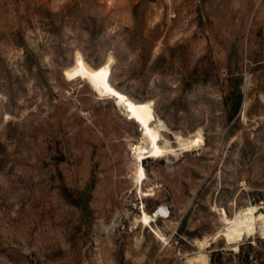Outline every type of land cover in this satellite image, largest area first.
I'll use <instances>...</instances> for the list:
<instances>
[{"label": "rangeland", "instance_id": "rangeland-1", "mask_svg": "<svg viewBox=\"0 0 264 264\" xmlns=\"http://www.w3.org/2000/svg\"><path fill=\"white\" fill-rule=\"evenodd\" d=\"M75 51L110 55L111 86L151 100L168 152L142 158L140 182L137 123L63 72ZM246 214L250 233L213 238ZM197 251L264 264V0H0V264H199Z\"/></svg>", "mask_w": 264, "mask_h": 264}, {"label": "bare ground", "instance_id": "bare-ground-1", "mask_svg": "<svg viewBox=\"0 0 264 264\" xmlns=\"http://www.w3.org/2000/svg\"><path fill=\"white\" fill-rule=\"evenodd\" d=\"M76 52L77 51H75L73 54L72 64L74 62V57H75ZM111 61H112V57L110 55H108L106 57L103 65L100 68L95 69V68L91 67L89 64H87L86 62H82V61L80 62V60L78 62L76 60L78 65H80V68H79V66H78V68L81 69L83 71V73L86 74V76L90 77L98 85V87L101 89V91L107 97H111L113 99V101L115 102V104H117L119 107H121V109L123 110V112L127 118L132 119L133 121H135L138 124L139 131L141 133V138H143V140L140 139V142L136 146H134L133 149L135 152L136 160L138 161L137 170H136V173H137L136 179L138 182H140L141 179L144 177V171H143V167L141 164L142 158L143 157H159V156L163 155L165 152H168L166 145H165V143L167 141L165 143L163 142L164 144L159 142V138H160L159 136L160 135L158 133V128L152 127V125L150 123L151 120H154V116H153L154 111H152L151 101L145 102V103L135 101V100L131 99L130 97H128L127 95L122 94L121 92H118L117 90H115L114 88L111 87V85L109 83L110 62ZM65 69H63V72ZM162 126L164 127V125H162ZM159 128H160V126H159ZM180 138H181V136H180ZM183 139H185V138H183ZM198 139H199L198 137L188 138L186 140H180L179 139L177 144L181 149H188L192 144L197 143ZM174 141H176V140H174ZM200 145H201V142H200ZM171 153H172V151H171ZM168 156H169V154H168ZM153 211L149 213V212L142 210L141 216L138 219V221L142 222L144 225L148 224L150 221H152L154 219L155 216H158L160 213L156 209ZM159 211H160V209H159ZM248 215L249 214H246L244 216L243 220H244L245 226L243 229H240V230L233 232V233H229V232H225V231L223 232L222 230H220L214 235L213 238L220 236V235H223V238L228 243L238 241L242 237L243 234H247V233L251 232V227L249 225ZM154 233L158 236L159 239H164L163 236L158 235L155 231H154ZM202 243H203L202 240H197L198 246H201ZM189 259L198 260L199 264H208L206 255L202 251H197V253H195V255L191 256V258L189 257ZM188 264H190V263H188Z\"/></svg>", "mask_w": 264, "mask_h": 264}, {"label": "trees", "instance_id": "trees-1", "mask_svg": "<svg viewBox=\"0 0 264 264\" xmlns=\"http://www.w3.org/2000/svg\"><path fill=\"white\" fill-rule=\"evenodd\" d=\"M108 56V55H107ZM106 56V57H107ZM106 59V58H105ZM105 59L102 61V63H100L99 65H97V66H92V65H90L91 67H93V68H95V69H97V68H100L102 65H103V63H104V61H105ZM76 60L79 62V60H80V62L82 61V62H86L84 59H83V57H82V55L77 51L76 52V54H75V57H74V62H73V64H72V62H71V64L70 65H68L67 67H65L66 69L67 68H72L73 70H74V72H76V74H74L73 76H77L78 77V75L80 76V77H84L83 76V71L80 69V71H82V73L83 74H81V72L79 71V69H78V66H79V68H80V65H78V63L76 62ZM87 63V62H86ZM88 64V63H87ZM64 68V69H65ZM86 75V74H85ZM110 77V76H109ZM109 83H110V81H109ZM111 85V84H110ZM112 87V86H111ZM112 88H114V87H112ZM115 89V88H114ZM115 90H117V89H115ZM118 91V90H117ZM118 92H120V91H118ZM122 93V92H121ZM122 94H124V93H122ZM126 95V94H125ZM151 100H148V101H138V102H143V103H145V102H150ZM126 117V116H125ZM127 118V117H126ZM137 126H138V124H137ZM138 129H139V127H138ZM140 142V140L138 141V142H135L133 145H132V147H134V146H136L138 143ZM137 161V160H136ZM137 164H138V162H137ZM141 164H142V162H141ZM153 211V210H152ZM151 211V212H152Z\"/></svg>", "mask_w": 264, "mask_h": 264}, {"label": "water", "instance_id": "water-1", "mask_svg": "<svg viewBox=\"0 0 264 264\" xmlns=\"http://www.w3.org/2000/svg\"><path fill=\"white\" fill-rule=\"evenodd\" d=\"M115 103V102H114Z\"/></svg>", "mask_w": 264, "mask_h": 264}]
</instances>
